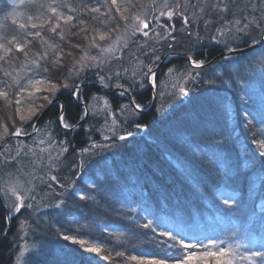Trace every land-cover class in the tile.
I'll list each match as a JSON object with an SVG mask.
<instances>
[{
    "label": "rangeland",
    "instance_id": "1",
    "mask_svg": "<svg viewBox=\"0 0 264 264\" xmlns=\"http://www.w3.org/2000/svg\"><path fill=\"white\" fill-rule=\"evenodd\" d=\"M216 2L217 0H117V5L113 6L111 0H0V36H6L10 39L13 35L21 37L27 32L41 31V36L45 37V43L40 41L39 45L42 44L40 48L44 50H39L37 53L43 54L45 51L49 53L48 63L44 65L48 67V72L41 73L36 78H48L52 81V76H49V67L52 65L51 61L55 55L60 52L63 53L60 56V61H63L64 56L69 58L66 60V66L63 70L67 73L66 77L62 75L60 76L62 80L59 83H53L59 86L58 91L52 95L42 90L37 94L40 99L36 100V105H43L44 107L48 104L43 99L44 96H48L53 101L63 91L72 95L74 89L72 87L83 85L82 79L87 76H89V82H98L99 84H101L99 76H104L107 83L106 87L128 92L133 98V103L137 104L135 99L138 92L146 89L152 90L148 79L142 75V72L147 71L144 65L151 64L155 69L158 63L170 52L184 53L191 56L193 60L200 61L194 58V54L202 51L205 46L209 47V50L218 48L223 53L227 50L244 49L246 46L256 45L260 41L264 32V23H260L259 27L256 24H250L243 32H237L236 27H243L244 24L248 23V20L254 19L259 22L264 18V0H226L230 9L228 13H219L213 10L211 5ZM106 3L112 8L110 14L105 6ZM165 4L176 9L177 14L171 19L167 15H160L162 11L167 10L164 7ZM49 5L56 6L58 11L65 16H74L71 22V25H74L72 27L64 26L61 22L64 32L69 33V35L70 29L71 33L74 32L72 39L69 35L61 38L57 34L60 29L57 30V33L50 32L47 25L43 29L30 27L31 23L40 24L44 19L52 16L48 10ZM177 5L180 7L177 8ZM116 6H120L121 11H124V14L129 17L127 25L120 18V14L115 12ZM94 7H100V13L89 11L90 8ZM201 7L205 9L203 13L200 12ZM180 12L188 16L187 24H184ZM135 15H140L142 19L149 22V29H147L149 37H143L140 33L132 35L134 31L132 24L136 23L132 17ZM93 17H97V19H93ZM237 19L241 20L239 26L227 23ZM100 20L107 22V27L101 28V31L116 28L119 34L126 37L128 46L115 53L103 54L107 62L98 67H86L78 75L70 74L73 64L80 59L89 43L88 40L84 39V33L80 30L82 28H96L99 26ZM80 21L84 23H80ZM21 24H27L29 27L21 29ZM125 28H127L126 32ZM220 32H223V35H220ZM155 33H159L160 37L163 38L155 36ZM36 38L39 39V37H29L31 40ZM100 43L105 46L104 42ZM49 45H56L57 47L52 48ZM75 45H80V47L77 48ZM33 48L36 47L33 46ZM66 49L68 50L64 51ZM88 54L102 55L100 50L96 48L88 50ZM16 55L18 58L22 57L19 53ZM155 57H159V59L156 60ZM176 58L170 59L164 66L165 68H161L162 71L160 70L161 72L156 74V84L154 85L156 104L153 108L156 114L149 123L140 124L146 125L145 130H137V128L134 130L131 127L138 124L139 118L144 113H140L136 109L135 114H133L134 105L124 92L118 91L117 94L111 95L101 90L102 93L92 92L88 94V99L85 100L83 98L85 95L83 96L81 91L86 88H82L79 91L80 103L86 104L91 118V122L86 128L87 147L73 153V158L70 161L64 160L69 153V147L67 141L58 139L60 133L57 134L55 128L51 127L54 125L53 121L43 123L39 131L30 139H13L0 151V195L8 218L15 213L11 210L12 196L8 191L9 185L19 181L30 190L27 195L21 191V195H25L26 206L20 210L19 216L9 219V221L15 220L14 233H17L20 243L19 253L12 261L13 264H28L32 261L29 259V255L39 258L49 254V246L43 244L46 242H42L43 239L39 235L40 228L34 224L38 218H42L48 225L53 223L51 227H55L56 230L57 222H59L58 217L68 213L67 206H70V203H76L75 206L78 208L80 204L87 202L91 205H98L86 214L89 217L87 225L90 226L91 224L90 227H94V219L98 217L97 211L101 210L103 206H107L110 199H117V196H121L122 194H119L122 189L124 191L121 193L126 191V196L131 193L132 184H135V176L137 177L139 174L137 167L154 161V158L149 159V154L153 148L162 145L165 150L170 148L169 150L172 149L177 152L179 151L177 150L179 144L184 146L185 155L183 158H168L172 160H166L170 162L168 167L170 164L173 165L179 173L185 168L188 169L191 163L201 162L200 159L204 153L210 155L215 161L217 156L215 151H218L216 148L221 146L219 143L223 121L233 118V113L237 109L243 117L245 101H250L252 98L258 102L264 101V46L238 55L221 57L213 63L199 68L184 58L182 62L170 64V61H174ZM207 59H201L204 61L203 64L210 62ZM169 69L172 71L170 72ZM125 70L127 71L125 72ZM115 71L121 73L120 78L113 75ZM63 84H67L68 87H63ZM118 84L123 85V88L117 87ZM181 87L188 89L187 96L180 93ZM256 87H260V90L252 94V90ZM110 95L120 98V102L114 105L113 100L109 98ZM75 98L78 99L76 96ZM151 102L152 100H149L140 109L147 110ZM13 106L15 107L14 104ZM7 107H9L8 104ZM43 107L31 120L24 122L19 120L14 109L15 114H11L12 117L10 118L4 116V120L0 121V126L6 124L8 134L11 129L14 128V132L17 127L23 129L24 133H29L33 127L34 118ZM247 118L251 121L256 117ZM81 119L83 120L84 116ZM67 123L71 125L69 122ZM81 125L78 122L67 129L76 127L80 129ZM60 127L62 128V125ZM61 130L70 133L66 128ZM2 131L3 129L0 127V132ZM128 132L138 134L136 137L138 141L136 142L134 137L123 141L119 139V136L127 135ZM8 134L0 138V141L4 140ZM183 142H189V144ZM130 143L135 144L134 148L139 147L138 151L134 150V153H137V158L132 159L133 162L128 160L127 164L123 163L125 161L121 163L120 154L125 153L124 150ZM253 143L259 149L262 148L259 146L260 141ZM64 148L68 150L62 151ZM262 149L264 151V148ZM117 158L120 159L118 162ZM215 162L220 161L216 159ZM119 163L121 164L118 165ZM124 165L127 167L124 168ZM117 166L126 170L122 174L126 177L132 172L130 181L125 183L128 187L121 185L122 188L118 185L119 173L117 170L119 169ZM129 168L132 169L127 172ZM52 176H55L56 180H52ZM147 177L151 181V177ZM190 183L192 186L195 185L193 180H190ZM177 186L179 187V185ZM137 187L141 189L140 185ZM81 195L86 198L80 199ZM73 199H76V202H72ZM151 200L155 201L151 204L159 207H163L165 203L158 198ZM144 202L148 203L149 201L145 200ZM131 212L133 218L138 221H147L150 216L148 210L144 211L139 207ZM74 216L75 213L72 212L69 217L74 219ZM247 221V224L240 228L236 225V223H240V220L236 219L232 229L233 236L237 239H229L228 235L230 234H225L224 238L220 239L222 242L220 246L231 247L236 252L235 257L229 253L225 260L233 258L235 264H253V261L255 264H261V260L264 259L262 257H254L253 260H241L239 258L250 255L252 252H264V240L261 239L264 238V215L259 212L256 216L248 217ZM70 224L73 225L74 222L70 220ZM43 228L46 231L48 229ZM160 232L155 230L156 234ZM74 240L69 239L68 243L79 246V249L83 251L81 245L75 243ZM89 244L99 246L91 242ZM197 244L204 245L202 242ZM102 247H100L102 249L100 254L86 253L93 262L95 261L94 263L100 264L109 260L103 259L104 255L109 256V250ZM25 248L28 249L27 252L24 251ZM217 250L211 247V251ZM194 251L201 252L204 251V248L199 247ZM209 259L210 264H215L213 258ZM135 262L131 261L130 263Z\"/></svg>",
    "mask_w": 264,
    "mask_h": 264
},
{
    "label": "trees",
    "instance_id": "2",
    "mask_svg": "<svg viewBox=\"0 0 264 264\" xmlns=\"http://www.w3.org/2000/svg\"><path fill=\"white\" fill-rule=\"evenodd\" d=\"M69 32L70 35L66 32L65 35H69L72 39L74 32L71 33V29ZM40 41L41 38L32 39V44L30 45L32 49L28 51L29 57H35L39 50H44L40 48L42 47V44L41 46L39 45ZM36 44L37 46H35ZM33 46L36 48L34 49ZM208 48L205 46L202 51L196 52L194 58L198 60L208 58L207 61H211L222 52L218 48L210 50ZM21 55L22 57L13 62L11 67L8 65H4V67L9 71L13 68H19L20 64L25 60L24 55ZM67 59L69 58L64 56L63 61L61 60L62 65L60 68L52 65L49 67V76H52V83H59L62 80V77H60L62 75L66 77L67 73L63 70ZM182 61L184 59L178 57L171 61L170 64ZM0 78H2V73H0ZM82 81L88 83L90 81L89 76L83 78ZM259 90L260 87H256L251 93L253 94ZM92 92L102 93L95 86H90L81 91V94L85 95L83 98L86 100L88 99L87 95ZM262 94L263 91L260 93L261 97ZM57 97L60 98V102L63 105L65 121L71 125L80 122L84 112L83 106L80 104V98L73 100L67 91L60 92ZM109 98L113 100L114 105L120 102V98L117 96L110 95ZM135 100L142 106L145 105L149 100H152V91L146 89L138 92ZM245 102L243 104V117L238 113L239 109H237L233 113L234 117L223 121L221 125V128L223 127L220 132L219 145L221 146L216 148L218 151H215L216 157H219H215V161L217 159L220 162L216 163L210 155L204 153L200 159L201 162L191 163L188 169L185 168L184 171L179 173L173 165L170 164L168 167V163L172 159L183 158L185 155L184 146L179 144L178 153L172 149L169 150L170 148L165 150L162 145L153 148L149 154V159L152 160L154 158V161L137 167L139 174H137V177L135 176V184H132L131 193L126 196V191L121 193L124 191L122 189L119 194H122L121 196H117V199H110V203L107 206H103L101 210L97 211L98 217L94 219V227H90L91 224L90 226L87 225L89 217L86 214L94 210L98 205H91L87 202L80 204L78 208L75 206L76 203H70V206H67L69 209L68 213L58 217L59 219L57 220L59 222H57L56 230L55 227H51L53 223L48 225L42 218H38L34 224L40 228L39 235L43 239L42 242L44 241L46 243L43 244H48V250L50 251L45 257L36 258L34 255H27L29 259H32L28 264H99L97 262L94 263L95 261L93 262L86 253L80 250L79 246L72 243L69 244V239H65L66 236L73 237L75 240L91 242L109 250L110 259L100 264H132L129 259L131 256L148 258L155 256L164 260L177 257L179 252L176 248H170L159 243L158 241L162 239L159 234H156L152 229L142 227L147 221H152L157 231H172L174 235L178 236V239H184L192 244L202 242L204 245L209 246V251H211V243L208 244V242L215 240L218 244H221L220 239L224 238L225 234L229 233V239H235L232 227L236 219L240 220V223H236V225L242 228L247 224L248 217L256 216L259 212L264 215V156L260 154L264 151L253 143L254 141L264 140V101L260 100L258 102L252 98L250 101ZM257 105L258 107H256ZM48 106L49 104L45 105L42 110ZM254 107L256 108L254 109ZM14 109L13 105L7 107L5 101L0 98V121L4 120V116L6 118L12 117L11 114H15ZM60 113V106L58 104L54 105L42 124L46 121L54 122L51 127L55 128L57 134L60 133L58 139L67 141L69 147V153L64 160L70 161L73 158V153L87 147L86 128L91 122V118H87L80 129L66 133L59 126L58 118ZM155 114L156 112L152 110L149 114L142 115L138 120V124L149 123V121L153 120ZM254 116L256 118L251 121L247 118ZM13 129L9 131L8 135L13 133ZM135 139L137 142L138 138ZM183 143L189 144V142ZM134 146L135 144L133 143L127 145L124 150L125 153L120 154L122 160L117 158V162L118 160L121 163L125 161L123 163L126 164L128 160L133 162L132 159L137 158V153H134V150L138 151L137 149L139 148L138 146L134 148ZM214 147H217V145H214ZM168 158L172 159L169 160ZM125 167L127 165H124ZM117 169H119L117 170L119 173L118 185L120 187H128L125 183L130 181L132 172L126 177L122 175L126 172L125 169H120V166H117ZM131 169L129 168L127 172ZM147 176L151 177V181ZM190 180L195 181L194 186L191 185ZM138 185L141 186V189L137 187ZM173 188L175 190L172 191ZM230 197L236 201L233 207L223 204V200ZM1 198L0 195V264H13L11 260L19 253L20 243L17 233H14L15 220L8 221L7 212ZM156 198L165 202L163 207L151 204L155 202L151 199ZM145 200L149 202H144ZM72 202H76V199H73ZM136 207L141 210L144 209V211L148 210L150 216L147 221H138L133 218L131 211L135 210ZM72 212L75 213L74 219L69 217ZM70 220L74 222L73 225L70 224ZM216 224L218 225L216 226ZM43 227L48 228L47 231ZM261 239L264 240V238ZM117 253H123V255L120 256ZM136 263L137 261L133 264Z\"/></svg>",
    "mask_w": 264,
    "mask_h": 264
},
{
    "label": "snow or ice",
    "instance_id": "3",
    "mask_svg": "<svg viewBox=\"0 0 264 264\" xmlns=\"http://www.w3.org/2000/svg\"><path fill=\"white\" fill-rule=\"evenodd\" d=\"M111 5H117V0H111ZM108 9V13L110 14L112 11L111 6L105 4ZM164 7L167 9L166 11H162L160 13L161 16L167 15L169 19H171L176 13L175 8H170L169 5L165 4ZM177 8L180 7L179 5L176 6ZM212 9L219 12V13H228L230 11L229 4L226 0H217L216 3L211 5ZM49 12L52 16L47 17L44 19L40 24L31 23L30 27L32 29H43L46 25L49 26V30L52 33H57V30L60 31L57 33L61 38L65 36V32L61 27V22H63L64 26H74L71 25V22L74 19L73 15L65 16L62 12L58 11L56 6L49 5L48 6ZM255 10V9H254ZM92 13H100V7H94L89 9ZM126 11V9H125ZM205 9L203 7L200 8V12L203 13ZM115 12L120 14V18L125 22L127 25L129 22V17L124 14V11H121L120 6L115 7ZM183 19L184 24L188 23V16L184 15L183 12L179 13ZM101 15H104L101 13ZM53 19L55 22L53 23ZM93 19H97V17H93ZM114 19V18H113ZM132 19L136 22L132 24V28L134 29L132 35L134 36L136 33L142 34L143 37H149V22L146 19H142L140 15H135ZM80 23H84L80 21ZM227 23H231L234 26L241 25V20H234L228 21ZM260 23H264V18H262L259 22L256 20H248L247 24H244L243 27H236L237 32L245 31L250 24H256L259 27ZM29 25L21 24V29H27ZM107 27V22L104 20L99 21V26L96 28L88 29L82 28L81 32L84 33V39L88 40L89 43L87 45V49L83 51V55L77 60L73 66L72 71L70 74L78 75L80 72L83 71L86 67H98L101 64L106 63L107 61L104 58L103 54L115 53L117 51H121L123 48L128 46V41L124 35L118 33L116 28H111L108 31H101V28ZM174 30V28H173ZM127 28H125V32ZM219 31V29H218ZM91 33V35H89ZM78 35V34H77ZM155 36L159 38V33H155ZM220 35H223V32H220ZM39 37L41 38V42L45 43L43 37L41 36V31L35 32H27L23 36L18 37L17 35H13L10 39L6 36H0V73H2V78H0V98H2L6 104L8 105H15V112L18 116L19 120L29 121L31 120L40 110L43 105H36V100L40 99L37 96L42 90L47 91L49 94L54 95L56 91H58L59 86L52 83V81L48 78H36L41 75V73H47L48 67L44 66L48 63V56L49 53L47 51L43 52V54L37 53L35 58H29L28 56V49L32 44V40L29 37ZM174 39V37H173ZM100 42H104L105 46H102ZM123 42V43H122ZM52 48H56V45H49ZM75 47L79 48L80 45H75ZM91 48L99 49L101 52V56L96 55H89L88 50ZM17 53L23 54L25 60L23 63L20 64L19 68H13L9 71L4 65H8L11 67L12 63L15 62L18 57ZM63 53L60 52L59 54L55 55V58L51 61L53 67L60 68L61 61L60 56ZM69 55H71L69 53ZM146 55V53H145ZM156 60L159 57H155ZM192 65L199 68L203 65L204 61L200 60H192ZM78 66V67H77ZM147 68V71L142 72V75L150 80V82L155 85L156 84V72L154 71L151 64L144 65ZM127 70H125L126 72ZM171 72L172 69H169ZM113 75L117 78L121 77V73L119 71L113 72ZM100 83L104 86H107L104 76H99ZM63 87H68L67 84H63ZM117 87L123 88V85H116ZM79 88H75L73 95L79 99ZM180 93L184 96L188 95V89L181 87L179 89ZM11 93V95H10ZM43 99L48 103L51 104L52 101L48 98V96H44ZM142 107L141 104H134L133 106V114H135L136 109H140ZM63 108V106H61ZM88 115V109L85 108L83 112V116L86 117ZM59 122L61 123L62 127L70 128L67 122H65V117L63 112L59 116ZM3 131L0 132V138H3L8 134L7 125L4 124L2 126ZM141 127H146V125L137 124L136 128L139 130ZM114 130V129H110ZM24 134L23 129L17 127L15 131L12 133L13 136L19 137ZM128 137L133 136L132 132L127 133ZM126 136H119L120 140H126ZM260 147L264 148V140L260 141ZM67 148L62 149V151H67ZM261 156H264V152L260 153ZM52 180H56L55 176L51 177ZM8 191H10L12 196L11 201V210L17 213L20 212L25 205V195L29 193V189L25 188L24 184L17 181L15 184L9 185ZM21 191L25 195H21ZM84 195L80 196V199H85ZM236 201L234 198L230 197L228 199L223 200V204L228 207H233ZM30 206V205H29ZM145 229H152L155 232V228L153 226L152 221H148L147 223L142 225ZM159 236L162 238L158 241L161 244L167 245L170 248H176L179 252V255L174 258H170V260H164L156 258L155 256L148 258L143 256H131L129 259L131 261H138V264H210V259L213 258L215 264H235V259L228 258L225 260L226 257L229 256L231 253L232 257L236 256V252L233 248H224L221 247L217 241H211V247L218 249L217 251H209L208 245H199V244H192L190 242H186L184 239H178L177 235H174L172 231H164L160 232ZM65 239H74L73 237L66 236ZM75 243L81 245L84 253H96L100 254L102 249L99 246L91 245L89 242L84 240H74ZM203 247L204 251L197 252L194 249ZM25 252L28 251L27 248L24 250ZM23 255V253H22ZM117 255L122 256L123 253H117ZM167 255V253H166ZM254 257H262L264 258V252H252L250 255H245L239 257L241 260H253ZM104 260L110 259V256L104 255ZM255 264V261H253ZM261 264H264V259L261 260Z\"/></svg>",
    "mask_w": 264,
    "mask_h": 264
},
{
    "label": "water",
    "instance_id": "4",
    "mask_svg": "<svg viewBox=\"0 0 264 264\" xmlns=\"http://www.w3.org/2000/svg\"><path fill=\"white\" fill-rule=\"evenodd\" d=\"M263 45H264V32H263V35L261 36V41H260L259 43H257L256 45L246 46L244 49L227 50V51L221 53L219 56H217V57L214 58L213 60H211L210 62H207V63L203 64L201 67L206 66V65H209V64L213 63L214 61L218 60L219 58L224 57V56H226V55L241 54V53H244V52H247V51H251V50H253V49H257V48H259V47H261V46H263ZM174 57H181V58L187 59L189 62H191V61L193 60L191 56L186 55V54H184V53L170 52V53H168V54H167V55L161 60V62L158 63V65L155 67L154 71L156 72V74L159 72V70H160L165 64H167V63L169 62L170 59H172V58H174ZM148 81H149V83H150V87H151V89H152V90H151V91H152V102H151V104H150V107H149L147 110L138 109V111H140V113H144V114H149V113L153 110V108H154V106H155V104H156V91H155L154 85L150 82L149 79H148ZM90 86H95L97 89L102 90V91H104V92H106V93H108V94H111V95H112V94H117L118 91H122V92H124V93L128 96V98L131 100L132 104L134 105V103H133V98L131 97V95H130L128 92H126V91H124V90H122V89H109L108 87H106V86H104V85H102V84H99L98 82H88V83H84L83 85H77V86H75L74 89H73V91H72V93H71V94H72V95H71V96H72V99H73V100H76L75 96L73 95V92H74L75 88H79V90H80V89H82V88H88V87H90ZM57 103H58L60 106H62V103L60 102V98L54 99V100L52 101V103H51L48 107H46V109L43 110V111L39 114V116L35 119L34 124H33V127H32V130H31L28 134H22V135L19 136V137H16V136H13L12 134H10L8 137H6V138L0 143V151H1V150L6 146V144L9 143V141L12 140V139H15V138H16V139H30L31 137H33V136L35 135V133L39 130V128H40V126H41L43 120H44V119L46 118V116L48 115L50 109H51L55 104H57ZM80 104H81L82 106H84L85 108H87L86 104H84V103H80ZM62 112H63V110H62ZM62 112H61V113H62ZM60 115H61V114H60ZM88 116H89V111H88V115H87L86 117H84V119L81 120V121L79 122V125L82 124V123L88 118ZM75 129H77V127H76V128H71V129H66V130L74 131ZM144 129H145V128H143V130H144ZM124 136H126L127 138H130V137H128L127 135H124ZM131 137H132V136H131ZM16 214H17V213L13 214L12 217L15 216Z\"/></svg>",
    "mask_w": 264,
    "mask_h": 264
},
{
    "label": "bare ground",
    "instance_id": "5",
    "mask_svg": "<svg viewBox=\"0 0 264 264\" xmlns=\"http://www.w3.org/2000/svg\"><path fill=\"white\" fill-rule=\"evenodd\" d=\"M260 41H261V38H260ZM260 41H259V42H260ZM259 42H258V43H259ZM263 46H264V45H263ZM247 52H248V51H247ZM235 55H238V54H235ZM227 56H231V55H226L225 57H227ZM49 105H50V104H49ZM45 109H46V108H45ZM45 109H43V110H45ZM43 110H42V111H43ZM62 110H63V108L61 109V112H62ZM40 113H41V112H40ZM63 114H64V113H63ZM38 116H39V114H38ZM38 116H37V117H38ZM13 260H14V259H12L11 262H12Z\"/></svg>",
    "mask_w": 264,
    "mask_h": 264
},
{
    "label": "flooded vegetation",
    "instance_id": "6",
    "mask_svg": "<svg viewBox=\"0 0 264 264\" xmlns=\"http://www.w3.org/2000/svg\"><path fill=\"white\" fill-rule=\"evenodd\" d=\"M58 104V103H57ZM57 104H55V105H57ZM59 105V104H58ZM60 106V105H59ZM63 106V105H62ZM60 108H61V106H60ZM62 109V108H61ZM64 113V112H63ZM61 114V113H60ZM132 128L134 129V130H136V126H132Z\"/></svg>",
    "mask_w": 264,
    "mask_h": 264
}]
</instances>
